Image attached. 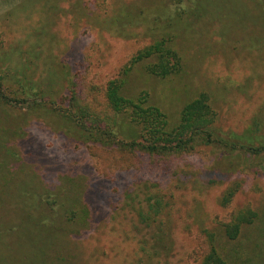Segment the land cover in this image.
Wrapping results in <instances>:
<instances>
[{
    "label": "rangeland",
    "instance_id": "obj_1",
    "mask_svg": "<svg viewBox=\"0 0 264 264\" xmlns=\"http://www.w3.org/2000/svg\"><path fill=\"white\" fill-rule=\"evenodd\" d=\"M168 39L182 71L158 78L154 59L138 62L124 96L175 123L206 93L215 132L264 141V0H0V76L32 105L0 103V264H199L201 233L219 235L243 207L257 217L220 238V254L264 264V157L203 144L150 155L84 139L63 118L72 91L102 102L139 51ZM134 131L119 121L117 141Z\"/></svg>",
    "mask_w": 264,
    "mask_h": 264
},
{
    "label": "trees",
    "instance_id": "obj_2",
    "mask_svg": "<svg viewBox=\"0 0 264 264\" xmlns=\"http://www.w3.org/2000/svg\"><path fill=\"white\" fill-rule=\"evenodd\" d=\"M154 59L145 66L147 73L166 78L182 71L181 59L171 46V40L157 41L146 49L139 51L133 58L131 66L122 70V76L109 80L103 90V101L99 97H93V101L86 99L77 101L72 91V103L64 108L63 118L74 125L81 132L84 139L112 144L116 147L139 149L150 155L173 156L193 150L195 145L214 146L219 145L228 151H242L259 158L264 157V141H255L254 136L237 135L230 133L224 137L221 132H215L216 112L213 109L209 96L200 93L186 103L180 110L178 120L169 122L161 110L147 101V96H138L130 99L124 96V85L131 67L141 61ZM74 84V83H73ZM0 103L10 106H32L29 101H19L10 97L5 90L3 78L0 76ZM72 110H69L71 109ZM56 109V107H55ZM54 109V110H55ZM135 128L131 141L123 139L117 141L116 127L119 121ZM236 190V189H235ZM227 192L223 198V204L230 201L235 192ZM154 214L161 210V201H155L150 207ZM81 214L87 213L82 209ZM256 213L249 207H243L229 215L225 222L218 225L219 235L215 231L206 230L201 233L207 250L199 264H227L220 254L219 242L223 238L228 242L235 241L242 232V228L252 224L256 219ZM142 220L147 226L153 219L143 216ZM154 220H156L154 218ZM221 238V239H220ZM35 262V261H33Z\"/></svg>",
    "mask_w": 264,
    "mask_h": 264
}]
</instances>
